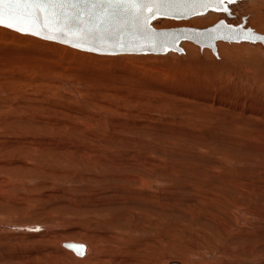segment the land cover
<instances>
[{"label": "bare ground", "instance_id": "1", "mask_svg": "<svg viewBox=\"0 0 264 264\" xmlns=\"http://www.w3.org/2000/svg\"><path fill=\"white\" fill-rule=\"evenodd\" d=\"M231 8L239 18H244L245 26L264 34V0H243ZM221 17L223 15L210 12L186 20L164 19L157 21L154 26L157 28L174 26L202 28L213 24ZM233 22L236 23L235 20ZM5 28L7 27L0 25V83L2 84H0V129L10 135L5 134L0 137V156L4 154L6 157L0 162V209L5 205L6 207L7 205L8 207L14 206L13 208L21 212L25 209L23 205H14L11 199L21 196L22 190L18 188V181L15 184L19 177L16 175H19L21 171L22 173L23 171H41L44 175L57 174L63 177L75 175L80 180L79 182H64L69 191L78 192L72 196L69 195L70 199L75 203L86 204L85 209L99 210L102 213L100 224L102 223L103 228L100 231L97 228L98 231L91 230L88 233H85L83 228L82 231L74 228V231L68 234L59 233L51 238L52 244H56V248L52 249L43 245L21 244V241L25 240L42 242L47 238L43 235L44 230H41L47 226L42 224V221L39 222L40 218L34 217L32 220H27L22 218L27 215H23L17 219H1L0 234L6 233V236L0 237V264H264V47L261 43L218 41L216 51L213 52L209 48L201 49L198 46L195 47L193 43L184 42L182 47L184 46L185 49L183 47V52L178 54L179 56L170 52L164 56L162 54L160 56L152 54L138 56L144 59L156 56L154 60L163 58L166 63H182L183 67L188 69L191 67L193 70L201 68L200 76L215 79L216 92H213V89L197 84L196 72L187 69L186 71H189L192 76L189 78L191 82L181 78L177 90H169L165 89L168 85L167 78L158 74L161 70L154 71L150 67L151 70L145 73L141 71L142 68L135 65L133 67L131 57L115 55L96 57L95 54L75 52L76 50L67 49V46L46 42L43 41L44 39H36L33 38L35 36L19 34L18 31ZM17 56H22L26 63L31 65L32 70H35L32 77H25V75L9 70L10 64L17 60ZM163 60L162 63H164ZM95 67L102 70L109 69L110 71L104 72L112 80L124 76L121 79H128V83L134 82L138 87L135 89L140 90L130 95L125 90L116 89L108 93L105 88H88L85 83L77 80L82 79L83 76L86 79L88 77L94 78L95 81L97 78L99 80L101 71ZM58 72L77 79H64L60 74L57 75ZM234 73L236 76L233 75ZM16 80L25 85L33 84L36 89H30L32 91L27 93L15 90L14 86L10 92L4 91V82L10 89V85L15 84ZM128 85L134 86L130 83ZM85 90L87 93L101 95V97L122 98L126 103L134 105V109L137 108L135 105L152 107L150 110L145 109V112H150V115L145 114L144 118L142 117L145 122H140L139 125L136 123L138 128L149 126L147 123L153 117L151 113L159 111L153 109L163 104L164 99L158 96L159 93L160 96L168 97L169 95L168 100L179 98L178 109L182 113H177L183 114L187 119L188 117L193 118V123L197 124L194 127H205V130H200L204 133L211 132L209 129H212L217 135L220 134L222 137L220 139L227 137L235 141L232 145H228V142L232 141L218 138L214 143L224 141L223 145L217 149L218 152L220 151L219 155L221 154L219 159L207 156L200 168L197 164V167L193 169H188L187 166L177 169L179 170L177 179L185 182L183 184L185 188L179 191L186 192L191 189L193 183L197 185L193 190L198 193V196L200 195L198 199L189 198L186 195L182 198L181 194L179 195L181 197L179 202L182 200L187 206L186 209L192 211L187 212V216L181 219L190 218L192 220V234H190L191 230L187 229L188 226L180 225L181 220L178 222L177 230H174L176 223L171 219L175 217L178 210L172 199L174 196H168L162 189L160 178L158 176L147 177L148 175L144 173L140 165H128L120 160L122 156L119 157V153L117 157L111 153L110 149L116 143L122 140H133L132 136L136 134V130L132 136L125 135L126 138L114 132L115 122L109 121L108 112L103 109L110 108V103L100 97L94 101L92 97L90 99L87 96L91 100L89 105L94 104L95 108L87 109L89 106L84 108L82 104L85 103L80 101L83 99L82 93L85 95ZM167 90L168 93L165 94ZM153 93L155 95L150 96ZM165 104L167 103L161 106ZM128 107L133 110L132 106ZM128 117L131 119L132 116ZM106 121L109 122V126L105 125ZM161 122L164 123V121ZM122 124L124 127V122ZM157 124L155 125L158 127ZM165 125H161L162 129ZM118 128L122 129V127ZM182 135L184 134L180 136ZM241 138L246 140H241ZM83 140L92 141L96 145L93 143L95 145L93 147H83L79 143ZM209 140L208 145L213 142ZM221 152L225 155L223 156ZM200 162H202V156ZM153 163L156 166L155 161ZM142 165L143 168L154 167L147 160H144ZM27 179L29 184H34L36 181L29 176ZM104 181H108V185H102ZM90 183L94 186L99 185V191L92 192L94 188L88 187ZM89 189L91 192L87 194ZM203 189H208V191ZM81 190L87 195H81L79 193ZM175 196L178 198V195ZM200 207H205V209L196 213ZM44 210L41 213H45ZM181 217L183 215L179 214V218ZM167 220L170 221L167 222ZM97 223L99 224L98 221ZM36 225L40 231L32 232L31 229ZM83 226H85L84 221ZM180 234H182L181 237ZM4 239L14 240V243L7 241L6 244L2 241ZM68 242L84 245L86 249L82 250V254H78L75 249L66 246Z\"/></svg>", "mask_w": 264, "mask_h": 264}, {"label": "rangeland", "instance_id": "2", "mask_svg": "<svg viewBox=\"0 0 264 264\" xmlns=\"http://www.w3.org/2000/svg\"><path fill=\"white\" fill-rule=\"evenodd\" d=\"M5 29H7V28H5ZM8 30H10V29H8ZM16 33H18V32H16ZM19 34H21V33H19ZM23 35V34H22ZM31 37H33L32 35H31ZM33 38H36V39H39V38H37V37H33ZM43 41H48V40H43ZM48 42H50V43H55V44H59V45H62V46H64V47H66L67 45H63V44H60V43H56V42H51V41H48ZM195 46V45H194ZM68 48L67 49H71V50H73V51H75V52H81V53H85V54H89V55H94L95 53H90V52H85V51H80V50H78V49H75V48H70L69 46H67ZM184 47V46H183ZM195 47H197V46H195ZM184 49H185V47H184ZM170 53H173V54H175V55H178L177 53H175V52H170ZM184 54V53H183ZM182 54V55H183ZM151 55V54H150ZM161 55V54H160ZM160 55H156V56H160ZM165 54H162V56H164ZM94 56H96V57H101V56H108V55H98V54H95ZM112 56V55H111ZM115 56H123V57H131V63L133 64V67H134V65L135 66H137V67H140V68H142L141 69V71H143V72H149L151 69H150V67H152V69H154V71L155 70H157V71H159V70H161L160 72H158V74H159V76H161V77H163L164 76V78H167V81H168V85L166 86V88L165 89H169V90H177V86H178V83H179V79H181V78H183V79H186L187 80V82L188 81H190V77H192L189 73V71L187 72L186 70L188 69V68H186V67H183V64L182 63H177V62H173V63H166L164 60H163V58H156V60H154L155 59V57L154 58H152V57H149V58H147V59H144V57H138V56H140V55H136V56H134V55H127V54H123V55H115ZM179 56V55H178ZM136 57V58H135ZM138 58V59H137ZM151 58V59H150ZM151 61H150V60ZM145 60V61H144ZM160 60V61H159ZM162 60L164 61V63H162ZM158 61V62H157ZM23 62V63H22ZM161 62V63H160ZM137 63H139V64H137ZM142 63H144L143 65H142ZM21 64V65H20ZM129 64V63H128ZM145 64H147L146 66H145ZM162 64V65H161ZM23 65V66H22ZM140 65H142V66H140ZM149 65H151V66H149ZM173 65V66H172ZM176 65V66H175ZM179 65H181V66H179ZM20 66V67H19ZM160 66V67H159ZM162 66V67H161ZM144 67H146L145 69H144ZM156 67V68H155ZM181 67V68H180ZM15 68V70H13ZM96 69H99L101 72L99 73V75H101V77H99V80H98V78L96 79V81H95V79L94 78H88L87 77V79H89V80H87L86 79V77H84L83 76V78L82 79H77V78H73L71 75V78H70V76L68 75V74H66V75H63V73H59L58 72V74L57 75H59L60 74V76L62 77V78H64V79H67V80H70V79H77V80H79V81H82L83 83H85V85L86 86H88V88H105V89H107L108 91V93H111L112 92V89H116V90H125V91H127L128 92V94L130 95V93H134V92H137V90L138 89H135L136 87H137V85L134 83V82H132V81H130L129 83L130 84H132V85H134V86H131V85H128L129 83H128V79H121V78H123V77H116V78H113V79H115V80H112L109 76H108V74H107V76H106V72L107 71H110L109 69H106V70H102L101 68H98V67H95ZM178 68V69H177ZM19 69H20V71H19ZM144 69V70H143ZM150 69V70H149ZM159 69V70H158ZM163 69V70H162ZM166 69V70H165ZM200 69L201 68H195L194 70L190 67L188 70H190V71H195L196 72V76L198 77V83L197 84H200V86H203V87H205V88H211V89H213V92H216V87H215V79L213 80V79H211V78H209V77H207V78H204V77H202V76H200ZM9 70L10 71H13V72H18V73H20L21 75H25V77L27 76V77H32L33 75H34V73L33 72H35V70H32V67H31V65H29L28 63H26V60L24 59V58H22V56L20 57V56H17V60L15 61V62H13L12 64H10V67H9ZM30 70L32 71L31 73H30ZM148 70V71H147ZM170 70V71H169ZM173 72H172V71ZM177 70V71H176ZM185 72H184V71ZM91 72H93L92 70H90ZM104 71H106V72H104ZM166 71V72H165ZM167 71H169V72H167ZM7 73H9V72H7ZM94 73V72H93ZM102 73V74H101ZM164 73H165V75H164ZM166 73H167V75H166ZM31 76H30V75ZM186 74V75H185ZM123 75H125V73H123ZM170 75H173V76H170ZM177 75H179V76H177ZM233 75H235L236 76V73H234ZM90 76V75H89ZM122 76V75H121ZM170 76V77H169ZM177 76V77H176ZM103 77L105 78V79H103ZM107 77V78H106ZM109 77V78H108ZM107 79H109V80H107ZM208 79V80H207ZM105 80V81H104ZM17 82H15V84H11L10 85V89H9V87H7V84L4 82L3 83V87H4V91H6L7 93L8 92H10V91H12L13 89H14V86H15V90H18V91H25V92H27V93H30L32 90H35L36 88L34 87V85L33 84H29V85H25V83H21L19 80H16ZM18 81H19V83H18ZM90 81V82H89ZM94 81V82H93ZM98 81H100L98 84H97V82ZM126 82V84H127V86H126V84H125V82ZM107 82V83H106ZM124 82V83H123ZM191 82V81H190ZM200 82V83H199ZM209 83V84H208ZM1 84V83H0ZM5 84V85H4ZM97 84V85H96ZM106 86H105V85ZM108 84H110V85H108ZM171 84V85H170ZM187 84V83H186ZM2 85V84H1ZM19 85V86H18ZM188 85V84H187ZM25 86V87H24ZM32 86V87H31ZM103 86V87H102ZM105 86V87H104ZM190 86V85H189ZM128 87V88H127ZM39 88V87H38ZM130 88V90H128ZM134 88V89H133ZM138 88V87H137ZM30 89H32V90H30ZM140 90V89H139ZM138 90V91H139ZM200 90V89H199ZM30 91V92H29ZM200 91H205V90H200ZM206 91H207V89H206ZM150 92V91H149ZM197 92V91H196ZM157 93V92H156ZM165 94L166 93H168V90H167V92H164ZM90 92H86V90H85V95L82 93V97H83V99H81V101L80 102H82V103H85V104H87V105H85V104H82V103H80V104H82L83 106H84V108H87L88 106H89V108H87V109H94L95 107V105L93 104V106L92 105H89V103H90V101L91 100H89V98L90 97H92L93 98V100L94 101H97L98 100V98L100 97V98H102L103 100H105V101H107L108 103H110V108L109 107H105V108H103L104 109V111H106V112H108V117L107 118H109V121H112L113 123L115 122V124H114V126L116 127H114V132H116V133H119V134H121L122 136H124L125 137V135H130V136H132V135H134L135 134V130H136V134L134 135V136H132L133 137V140H122L120 143H116V145L113 147V148H111L110 150H111V153L112 154H114V156H118V153H119V157H121V158H123V159H121L120 158V160H122V161H124L126 164H128V165H130V164H137V165H140L141 166V168L144 170V173L145 174H147L148 176L147 177H149V178H153V177H155V176H158L159 178H160V181H161V183H162V189L165 191V193L168 195V196H170V197H173L174 196V198H172L175 202V204H176V209L178 210L176 213H175V217H172V221L174 220L175 221V231L177 230V225H178V222L181 220V219H184V216L186 217L187 216V212H192V211H190V210H188V209H186L187 208V206L185 205V203H183L182 202V200L180 201V202H182V203H180L179 202V200L181 199V197L183 198V197H189V198H195V199H198V197L200 196H198V193L197 192H195L193 189L194 188H196V186L197 185H194L193 183L191 184L192 186H191V189H188L186 192H184V193H182V192H180L179 190L180 189H184L185 187L183 186V184L185 183V182H183V181H181V180H178L177 179V173L179 174V170H177L179 167H181V169H183V167L184 168H186V166L188 167V169H193L194 167H197V164L199 165V168L201 167V165H202V163H203V160H204V158H206L207 156H210V157H216V158H220L219 156L221 155H219V152H218V150L217 149H219L220 147L219 146H222L223 144H222V142H224V141H220V142H215L214 143V141L215 140H217L218 138H219V140H230V141H232V142H228V145L229 144H231L232 145V143L233 142H235L234 140H231V139H228L227 137L224 139H220V138H222L221 136H220V134L219 135H217V133L216 132H213L212 131V129H209L211 132H213V134L211 133V132H209V131H207V132H203V131H200V130H205L206 128L205 127H203L202 128V126H200V127H198V128H196V127H194V126H197V124H194L193 123V118H191V117H188V119H187V117H185V116H183V114H178V113H182L179 109H178V103H177V101L178 100H180L179 98H177V100H172V99H169L168 100V98H170V96L168 95V97L167 96H160V93H159V97H161L162 99H164L163 100V104L164 103H167V104H165L163 107L161 106V105H163V104H161L160 105V109L158 108V107H155V108H153V109H157V110H159V111H157L156 113H151V116H153L150 120H149V123H147V125H149V126H147L146 128H143V126H142V128L140 129V128H138V125L140 124V122L142 123V122H145L144 120H143V118H144V116H145V114H149L150 115V112H148V113H146L145 112V109H147V110H150V108H152V107H148V105L146 106V107H148V108H146V107H144L143 105L141 106V105H135V108L136 109H134V105H131V104H128V103H126V101L124 100V99H122V98H120V99H118V98H111V97H106V96H102L101 97V95H97V94H91V96H90ZM155 94L153 93V94H151L150 96H154ZM87 96L89 97V98H87ZM81 97V98H82ZM85 97V98H84ZM97 97V98H96ZM89 101H88V100ZM91 99V98H90ZM111 99H112V101H111ZM116 99V100H115ZM118 99V100H117ZM84 102H83V101ZM165 100H167V101H165ZM116 103H115V102ZM168 101H170V102H172V103H169ZM118 102V103H117ZM123 104H122V103ZM121 103V104H120ZM170 105H169V104ZM117 104H119V105H117ZM77 105V104H76ZM116 105H117V107H116ZM122 105V106H121ZM172 105V106H171ZM174 105V106H173ZM79 106V105H78ZM126 106V107H125ZM128 106H132V108H133V110L131 109V107L129 108ZM167 106V107H166ZM171 106V107H170ZM176 106V107H175ZM119 107H120V109H119ZM125 107V108H124ZM128 107V108H127ZM144 107V108H143ZM170 107V108H169ZM173 107H175L176 109H178L177 111L176 110H174L175 108H173ZM116 108V109H115ZM123 108V110H121ZM139 108V109H138ZM163 108V109H162ZM168 110H167V109ZM97 109V108H96ZM111 109V110H110ZM113 109V110H112ZM126 109V110H125ZM130 109V110H129ZM171 109H173V110H171ZM108 110V111H107ZM115 110H116V112H118V113H116L115 112ZM128 110L130 111V112H128ZM163 112H162V111ZM165 110H167V111H165ZM101 111H102V109H101ZM120 111V112H119ZM124 111V112H123ZM136 111V113H134ZM141 113H139V112ZM151 111H152V109H151ZM161 111V112H160ZM170 111V112H169ZM173 111V112H172ZM131 112H133V113H131ZM178 112V113H177ZM122 113V114H121ZM127 113V114H126ZM176 113V114H175ZM119 114V115H118ZM124 114H126V115H124ZM133 114H135V115H133ZM137 114V115H136ZM155 114V115H154ZM159 114H161V115H159ZM163 114V115H162ZM165 114V115H164ZM173 114V115H172ZM132 116L131 117V119L128 117V116ZM141 117H140V116ZM169 115V116H168ZM122 116V117H121ZM161 116V117H160ZM179 116H180V118H179ZM116 117V118H115ZM137 117V118H136ZM143 117V118H142ZM171 117V118H170ZM185 117V118H184ZM136 118V119H135ZM140 118V119H139ZM161 118H163V119H165V120H162ZM175 118V119H174ZM177 118V119H176ZM191 118V119H190ZM120 119H122V120H120ZM180 119V120H179ZM118 120V121H117ZM125 120V121H124ZM133 120V121H132ZM136 120V121H135ZM137 120H138V122H137ZM141 120V121H140ZM164 121V123L163 122H161V121ZM170 122H169V121ZM182 120V121H181ZM128 121V122H127ZM133 123H132V122ZM135 121V122H134ZM154 121H159V122H154ZM187 121V123H185ZM117 122V123H116ZM124 122V127H123V123ZM125 122H126V124H125ZM132 123V126H130L131 125V123ZM168 122V123H167ZM191 122V123H190ZM121 123V124H120ZM138 125H137V124ZM157 123H159V124H157ZM165 125L164 126V129H162L163 127V124ZM193 123V124H192ZM134 124V125H133ZM135 124L137 125V126H135ZM155 124H157L158 125V127L155 125ZM176 124H178V125H176ZM192 124V126H190L189 127V125H191ZM106 126H109L110 124H109V122L108 121H106V124H105ZM117 125H119L118 127H122V129L121 128H118L117 127ZM162 125V126H161ZM171 125V126H170ZM176 125V126H175ZM181 125V126H180ZM188 125V126H187ZM160 126V127H159ZM132 127V128H131ZM137 128V129H134V128ZM148 127H149V129H148ZM168 127V128H167ZM159 128V129H158ZM167 128V129H166ZM181 128V129H180ZM189 128V129H188ZM196 128V129H195ZM116 129H118V130H116ZM145 129H147V130H145ZM152 131H151V130ZM161 129V130H160ZM132 130H134V131H132ZM145 130V131H144ZM158 130H160V131H158ZM176 130H178V131H176ZM196 130V131H195ZM199 130V132H197ZM1 131H3L2 133H1ZM151 131V132H150ZM170 131V132H169ZM194 131V132H193ZM201 132H202V134H201ZM134 133V134H133ZM148 133L150 134L149 136H148ZM153 133V134H152ZM154 133H156V135L154 134ZM165 133V134H164ZM198 133V134H197ZM10 135V134H7V132H5V130H3V129H0V137H2L3 135ZM181 134H184V135H182V136H180ZM210 136H209V135ZM168 135H173V136H168ZM207 135V136H206ZM217 135V136H216ZM144 136H145V138H144ZM192 138H191V137ZM218 136H220V137H218ZM137 137V138H136ZM153 137H156V138H153ZM166 137V138H165ZM185 137H187V138H185ZM209 137V138H208ZM126 138V137H125ZM138 138H141V140H137ZM153 138V139H152ZM157 138H160V139H157ZM172 138V139H171ZM214 138V139H213ZM134 139H136V140H134ZM209 139H211V140H213V142L212 143H210L209 145L207 144V141H210ZM192 140H194L195 141V143H194V141H192ZM241 140H246V139H244V138H241ZM141 141H142V144H141ZM126 142V143H125ZM139 142V143H138ZM79 143H81L82 144V146L83 147H93V146H95L96 145V143H94V142H92V141H88V140H83L82 142H79ZM93 143L95 144V145H93ZM128 143V144H127ZM132 143H134V144H132ZM144 143V144H143ZM153 143V144H152ZM184 143H186V144H184ZM128 145V146H126V145ZM133 146H132V145ZM139 144V145H138ZM141 144V145H140ZM148 144V145H147ZM150 144V145H149ZM182 144V145H181ZM212 144V145H211ZM215 144V145H214ZM143 145H145V146H143ZM147 145V146H146ZM156 145V146H155ZM194 145V146H193ZM136 148H135V147ZM152 146V147H151ZM186 146V147H185ZM202 148H201V147ZM209 146H211V148H209ZM216 146V147H215ZM116 147V148H115ZM139 147V148H138ZM141 147V148H140ZM196 147V148H195ZM219 147V148H218ZM123 148V149H122ZM210 150V151H208V150ZM113 150V151H112ZM134 150V151H133ZM141 150V151H140ZM193 150V151H192ZM199 150V151H198ZM214 150V151H213ZM122 151V152H121ZM201 151V152H200ZM203 151V152H202ZM115 152V153H114ZM117 152V153H116ZM125 152V153H124ZM127 152V153H126ZM130 152H132L131 154H129ZM190 152V153H189ZM123 153V154H122ZM134 153L136 154V155H134ZM143 153H144V155H143ZM150 153V154H149ZM197 153H198V155H197ZM217 153V154H216ZM221 153H223V152H221ZM139 154V155H138ZM212 154V155H211ZM2 155V154H1ZM129 157H128V156ZM188 155V156H187ZM197 155V156H196ZM215 155V156H214ZM225 154L223 153V156H224ZM133 156V157H132ZM151 156V157H150ZM179 156V157H178ZM201 156H202V162H200V158H201ZM142 157V158H141ZM222 157V156H221ZM130 158V159H129ZM144 158H148V159H144ZM5 160L6 159V157H5V155L3 154V156H0V162L1 161H3V160ZM128 159V160H127ZM133 159V160H132ZM142 159H144V160H147L148 162H150L151 164H153V168H143V165H142V163H144V160H142ZM226 159V158H225ZM126 160V161H125ZM130 161V162H129ZM155 161V163H156V166H155V164L153 163ZM159 161V162H158ZM193 161L195 162V163H193ZM135 162V163H134ZM141 164H140V163ZM188 165H187V164ZM125 164V165H126ZM206 164V162L204 163V165ZM159 168H161L160 169V171H161V173H160V175H159ZM158 169V170H157ZM180 169V170H181ZM150 171V172H149ZM177 171V172H176ZM157 174H156V173ZM18 173H19V171H18ZM21 173H22V171H21ZM21 173H19V175L17 174L16 176H19V177H17V180L15 181V184H16V182H17V184H18V188L20 189V190H22V192H21V196H15V197H12L11 199L14 201V205H23V206H25V209L24 210H22L23 212H21V211H18L19 209H15V208H13V207H11V206H9L8 207V205H7V207H6V205H5V207H3L2 209H0V220L1 219H17V217H20V216H23V215H27V217L26 216H23L22 218L23 219H27V220H32L34 217H38V218H40V219H38L39 220V222H41L42 221V224H45L46 226H47V228H41V230H44V237H47L46 239H44V240H42V242H40L39 240L38 241H36V240H25V241H21L22 243L21 244H26V245H31V246H39V245H43V246H47V247H50V248H52V249H55L56 247H55V245L54 244H52V241H51V238H54V237H56L57 236V234L59 235V233L61 234H65L64 232H66L67 234L68 233H71V232H73L74 230V228H75V230H79L80 229V231H82L81 229L83 228L84 229V232L85 233H88V232H90L91 230H94V231H100V229H102L103 228V225H102V223L100 224V216L102 215V213L99 211V210H93V209H90V208H86L85 209V205L86 204H82V202H78V203H75L73 200H71L70 198V196H72V194H74V193H78V192H72V191H69L67 188H68V186L67 185H65V181H66V183H68V182H72V183H74L73 181H75V183H77V182H79L80 180H78L77 179V177H75V175L73 176V175H66V176H60V175H57V174H49V175H44L41 171L40 172H36V171H29V172H25V171H23V173L22 174H24L23 176H22V174ZM4 175H5V173H3ZM14 175H15V173H14ZM33 177V179H36V181L34 182V184H29V182L27 181L28 179H27V177ZM53 176V177H52ZM25 177V178H24ZM43 177V178H42ZM45 177H47V178H45ZM23 178V179H22ZM52 178V179H51ZM65 178V179H64ZM187 178V177H186ZM2 179V178H1ZM25 179H26V181H25ZM21 180H23V181H21ZM41 180V181H40ZM58 180V181H57ZM64 180V181H63ZM20 181V182H19ZM25 182V183H24ZM26 182H28V183H26ZM38 182V184H35V183H37ZM47 182V183H46ZM21 183V184H20ZM46 183V184H45ZM82 183V182H81ZM93 183V182H92ZM92 183H90V185L88 186V187H90V186H92L93 188H94V190L92 191V192H97V191H99L98 189H100V187H99V185H96V186H94V184H92ZM108 181H104V182H102V185H108ZM44 184V185H43ZM83 184H85V181H83ZM33 185V186H32ZM35 185H37V186H35ZM39 185V186H38ZM43 185V186H42ZM61 185V186H60ZM62 186H63V189H62ZM27 188H29V189H27ZM30 188H31V190H30ZM66 188V189H65ZM170 188H172L173 190H174V192H173V190L172 189H170ZM25 189H27L26 191H25ZM170 189V190H169ZM61 192H60V191ZM83 190H85V189H83ZM83 190H81L79 193L81 194V195H87L88 194V192H89V194H90V189L87 191V194H86V192L84 191L83 192ZM167 190V191H166ZM204 191H208V189H203ZM51 191V192H50ZM48 192V193H47ZM65 192V193H64ZM67 192H69V194L67 193ZM173 194V195H171V193ZM44 193L46 194V195H44ZM169 193V194H168ZM179 193V194H178ZM188 193V194H187ZM19 194V193H18ZM181 194V195H180ZM28 195H31V196H28ZM57 195V196H56ZM67 195V196H66ZM70 195V196H69ZM175 195H178V198L175 196ZM181 197H180V196ZM184 195H186V196H184ZM194 195V196H193ZM191 196V197H190ZM9 197H11L10 195H9ZM20 198V199H19ZM31 198V199H30ZM67 198V199H66ZM70 200V203H68L69 202V200ZM63 201V202H62ZM65 201V202H64ZM178 201V202H177ZM71 202H73V203H71ZM73 204V205H72ZM75 204V205H74ZM181 205V206H180ZM184 205V206H183ZM195 205H197V203L195 204ZM60 206H62V207H60ZM78 206V207H77ZM46 207V208H45ZM180 207V208H179ZM9 210H8V209ZM10 208H11V210H12V212L14 213V215H13V213L11 212V210H10ZM72 208V209H71ZM179 208V209H178ZM192 208V207H191ZM201 208V209H200ZM200 208H198L199 210H197V212L196 213H198V211H202V210H204L205 209V207H200ZM44 209H46V210H44ZM48 209V210H47ZM52 211H51V210ZM76 209V210H75ZM85 209V210H84ZM193 209V208H192ZM7 210V212H5ZM42 210H44L43 212H45V213H41V211ZM50 210V211H49ZM82 210V211H81ZM2 211V212H1ZM91 211V212H90ZM96 211V212H95ZM6 214H5V213ZM46 212L48 213V214H46ZM52 212V213H51ZM99 212H100V215H98L99 214ZM8 213H9V215H8ZM11 214V215H10ZM79 214V215H78ZM179 214L181 215H183V217H181V218H179ZM41 215L43 216V215H45V216H43V217H41ZM69 216V217H68ZM72 216V217H71ZM95 216V217H94ZM97 216V217H96ZM14 217V218H13ZM46 217V218H45ZM89 217V218H88ZM96 218V219H98V220H96V219H93L92 220V218ZM70 218V219H69ZM72 218H75L74 220L72 219ZM44 219H46V221L43 220ZM62 219V220H61ZM64 219V220H63ZM70 221V223H69V221ZM81 219V220H80ZM80 220V222H78ZM84 221V224H85V226H83V221ZM193 220H195V219H193ZM48 221V222H47ZM66 221V222H65ZM87 221V222H86ZM97 221L99 222V224L97 223ZM170 220H167V222H169ZM189 221V222H188ZM0 222H2V221H0ZM4 222V221H3ZM23 222H25V221H23ZM27 222V221H26ZM50 222V223H49ZM60 222H61V224H60ZM63 222H65V223H63ZM71 222H73V224L71 223ZM91 224H90V223ZM76 223V224H75ZM88 225H87V224ZM31 224V223H30ZM73 226H72V225ZM93 224V225H92ZM96 224H98V225H96ZM186 225V226H188L187 227V229L190 231L191 230V233L188 231V233H190V234H192L193 232H192V227H191V224H192V220L189 218H186V220H181L180 221V225ZM25 225H27V224H25ZM44 225V226H45ZM82 225V226H81ZM92 225V226H91ZM30 226V225H29ZM37 226V225H36ZM35 226V228H32L31 229V231L32 232H38V231H40L39 230V227L37 226L36 227ZM55 226V227H54ZM80 227V228H79ZM87 227V228H86ZM105 227V226H104ZM78 228V229H77ZM95 228V229H94ZM97 228H99L98 230H97ZM35 229V230H34ZM51 230V231H50ZM67 230V231H66ZM72 230V231H71ZM56 231V232H55ZM11 233H13V234H15L14 232H11ZM176 232H174V234H175ZM6 234V233H5ZM5 234H0V237H5L6 235ZM16 235V234H15ZM47 235V236H46ZM182 236V234H180V237ZM9 238V237H8ZM43 238V237H42ZM50 238V239H49ZM4 243H6L7 244V241H11V243H14V240H11V239H4V240H2ZM32 241V242H31ZM17 242H18V240H17ZM177 246H178V244H176ZM55 247V248H54ZM221 251V250H220ZM75 255V254H74ZM76 256V255H75ZM78 257V256H77ZM80 258V257H79ZM7 264V263H6Z\"/></svg>", "mask_w": 264, "mask_h": 264}, {"label": "snow or ice", "instance_id": "3", "mask_svg": "<svg viewBox=\"0 0 264 264\" xmlns=\"http://www.w3.org/2000/svg\"><path fill=\"white\" fill-rule=\"evenodd\" d=\"M238 0H0V25L32 35H44L48 39H63L64 42L78 41L76 47L90 45L89 50H106L103 46L123 48V43H113L129 27L145 37L155 33L151 20L157 15H170L162 12L164 6L213 8L229 15ZM220 30L236 33L235 38L249 42L264 43V35H258L250 27L225 24L221 20ZM155 46V42H153ZM78 254L83 245L68 244Z\"/></svg>", "mask_w": 264, "mask_h": 264}, {"label": "water", "instance_id": "4", "mask_svg": "<svg viewBox=\"0 0 264 264\" xmlns=\"http://www.w3.org/2000/svg\"><path fill=\"white\" fill-rule=\"evenodd\" d=\"M243 0H238V2H241ZM233 5H228V7H232ZM162 12H169L170 15H157L155 19L151 20V26L155 30V33L150 37H145L139 33L134 32V30L129 27L124 33L119 35L118 37H113L112 42L113 43H123V48L118 47H110V46H103L106 50H99V51H91L89 48L90 45H86L84 47H76L75 44L78 43V41H71V42H64L63 39H48L46 36H36L32 35L31 33L26 32H20L23 34H28L35 36L40 39L60 43L63 45H67L69 47L78 49L80 51L95 53L98 55H160V54H166L169 52H175L177 54H180L183 52L182 43L184 42H190L194 45L198 46L199 48H209L211 51H216V43L218 41H235V42H247V43H253L246 40H240L235 38L236 33H228L224 30H220L219 35L223 38H216L213 39L212 37L217 36V29L216 25L223 20L225 24H232L237 25L241 24L245 26V20L243 17H238L237 14H235L234 10L232 9L231 15L223 12L218 11L213 8H208L207 10H204L199 7L193 8L192 5L188 6H164L161 8ZM210 12L217 13L223 15L220 19H218L216 22H214L211 25L197 28L193 26H174L169 28H157L155 27V23L160 20L169 19V20H186L190 19L192 17L198 16V15H205ZM233 20L236 21V23L233 22ZM3 26V25H1ZM5 27V26H4ZM247 27V26H245ZM15 30V29H12ZM17 31V30H15ZM258 35H264L257 33ZM153 42H155V46H153ZM261 43L260 41H256L254 43ZM264 47V43H261ZM71 243V242H70ZM69 242L67 243L70 244ZM75 244V243H72ZM84 246V245H83ZM72 249V248H71ZM86 249V247H83V251ZM76 251V250H75ZM77 252V251H76Z\"/></svg>", "mask_w": 264, "mask_h": 264}]
</instances>
